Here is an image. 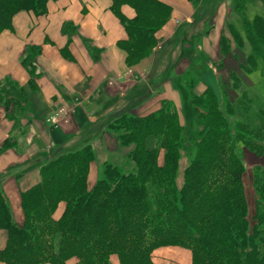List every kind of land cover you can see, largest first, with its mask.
<instances>
[{
	"label": "trees",
	"instance_id": "1",
	"mask_svg": "<svg viewBox=\"0 0 264 264\" xmlns=\"http://www.w3.org/2000/svg\"><path fill=\"white\" fill-rule=\"evenodd\" d=\"M47 1L0 0V32L12 28V16L19 11L43 14ZM216 1L209 0L195 12L186 31L188 41L205 33L221 2ZM112 2L128 34L124 41L127 62L136 64L144 56L140 53L155 44L154 35L169 19L171 8L158 0ZM122 5L131 6L136 16L126 19L119 10ZM170 69L161 76H168ZM3 92L1 98L20 97L19 89ZM147 94L143 92L139 99ZM209 97L203 101L206 129L200 130L195 156L181 176L176 171L183 129L173 105L164 102L148 116L122 112L106 126L121 146L132 148L127 158L133 165L126 171L106 166L91 189L87 187L94 155L90 143L49 153L39 168L40 182L21 193L22 224L13 221L0 180V231L7 232L0 261L111 264L110 256L117 255L121 264H154L155 250L178 246L191 251V264H264V216L256 213L253 222L248 218L250 208L242 186L247 168L235 140L226 133L224 113ZM148 137L156 140L153 149L145 146ZM250 139L264 148L261 141ZM160 150L163 165L158 164ZM31 166L16 169L14 175L18 178ZM61 201L65 210L56 221L52 215ZM261 205L264 198L258 210Z\"/></svg>",
	"mask_w": 264,
	"mask_h": 264
},
{
	"label": "crops",
	"instance_id": "2",
	"mask_svg": "<svg viewBox=\"0 0 264 264\" xmlns=\"http://www.w3.org/2000/svg\"><path fill=\"white\" fill-rule=\"evenodd\" d=\"M158 1L171 8L169 21L155 34L163 42L174 35L176 25L192 23L193 17L190 20L191 10L184 0ZM112 4V0H48L43 14L19 11L12 16V28L0 32V180L17 224L24 219L21 193L40 182L38 158L42 153L80 147L96 135H116L106 126L150 93L143 90L148 94L139 99L143 92L135 85L159 70L157 60L162 53L128 66L124 48L128 34ZM217 7L219 11L221 2ZM119 10L126 19L136 16L129 5ZM215 20L221 27L223 17L216 15ZM5 89H19V99L1 98ZM164 98L176 102L174 94L162 92L155 102L143 104L131 114L147 116ZM65 135L69 137L63 138ZM90 144L97 155L103 153L104 144ZM26 164L32 166L16 178V169ZM93 172L91 166L90 189L98 178ZM64 210L65 204L60 203L53 219L59 220ZM6 241V232L0 231V250ZM156 256L162 259L156 260ZM152 261L191 264L192 253L178 246L163 247L153 252Z\"/></svg>",
	"mask_w": 264,
	"mask_h": 264
},
{
	"label": "rangeland",
	"instance_id": "3",
	"mask_svg": "<svg viewBox=\"0 0 264 264\" xmlns=\"http://www.w3.org/2000/svg\"><path fill=\"white\" fill-rule=\"evenodd\" d=\"M219 1H221L222 7L206 25L203 35L188 41L186 31L191 24L188 21L176 25L174 35L169 36L163 42L161 40L162 43L154 35L155 44L140 54L144 55L141 59L143 60L160 51L162 54L157 60L159 70L154 75H149L141 82H137L135 86L139 89L138 92H145L143 90L147 89V91L150 90V93L145 100L130 110V113L143 108V104L146 105L153 100L155 102L158 97L162 96V92L166 95H175L176 102L164 98L160 101L159 108L154 112H157L164 102H170L176 112L178 122L182 126L183 135L176 171V175L181 176L195 156L196 141L201 136L199 133L203 132L200 130L206 129L203 128L206 120L202 113L207 109H205L203 101L210 95L209 102L224 113L226 133L235 140L238 155L246 165L247 170L242 176V186L250 208L248 218L253 222L256 213L257 217L264 216V206L261 205L262 208L259 210L257 208L260 199L264 198V148L257 147L250 141L252 137L264 144V0H217L216 3ZM184 2L189 4L191 20L195 12L209 0H184ZM216 15L222 16L224 19L221 27L216 26ZM180 52H182L181 55ZM185 54L186 56H184ZM133 65L128 63V66ZM166 66H170L171 69L168 76L162 77L161 70L163 71ZM186 81L189 84H186ZM121 104L119 103V106ZM195 105L198 107L193 113L192 109ZM188 116L191 118L188 119ZM194 123L197 124L196 127H194ZM66 137L68 138L69 135H65L63 138ZM148 138L145 141V146L148 147L150 144L152 147L149 146L148 149H153L156 140L154 137ZM108 139L110 143L106 144ZM92 141L104 145H101L103 149L101 155L93 152L88 177L91 166L94 167L93 174L99 179L102 178L106 166H115L124 171L130 170L128 166L133 164L127 157L132 148L121 146L116 135H96L91 141L82 143L80 147L86 146ZM48 154L49 150L42 153L38 158L39 165L42 166L46 163L44 160ZM164 162V151L160 150L158 164L163 165ZM88 177L87 187L90 189ZM98 178L96 182L99 180ZM60 203L65 204L64 201H61L58 205ZM160 259L162 256H156V260ZM109 260L111 264H121L117 255L110 256ZM0 263L6 264L2 261Z\"/></svg>",
	"mask_w": 264,
	"mask_h": 264
},
{
	"label": "bare ground",
	"instance_id": "4",
	"mask_svg": "<svg viewBox=\"0 0 264 264\" xmlns=\"http://www.w3.org/2000/svg\"><path fill=\"white\" fill-rule=\"evenodd\" d=\"M217 10H218V7H217V8L215 9V11L213 12L211 18L215 15V13H216ZM197 12H198V11H197ZM197 12H196V13H197ZM196 13H195V15H196ZM195 15H194V16H195ZM194 16H193V19H194ZM211 18H210V20H211ZM210 20H209V21H210ZM51 150H52V149H51ZM51 150H50L49 153H51Z\"/></svg>",
	"mask_w": 264,
	"mask_h": 264
}]
</instances>
